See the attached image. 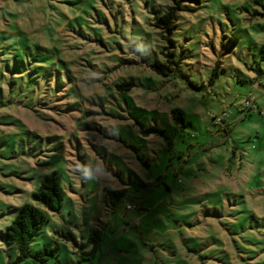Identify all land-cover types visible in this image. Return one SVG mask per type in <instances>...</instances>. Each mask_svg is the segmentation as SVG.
<instances>
[{
	"label": "rangeland",
	"instance_id": "rangeland-1",
	"mask_svg": "<svg viewBox=\"0 0 264 264\" xmlns=\"http://www.w3.org/2000/svg\"><path fill=\"white\" fill-rule=\"evenodd\" d=\"M263 45L264 0H0V264H264ZM53 173L18 261L1 235Z\"/></svg>",
	"mask_w": 264,
	"mask_h": 264
},
{
	"label": "trees",
	"instance_id": "trees-1",
	"mask_svg": "<svg viewBox=\"0 0 264 264\" xmlns=\"http://www.w3.org/2000/svg\"><path fill=\"white\" fill-rule=\"evenodd\" d=\"M193 2L200 3L201 0H191ZM175 9H171L163 17L155 21V27L159 29L163 34L170 35L173 30V23L175 21ZM238 39L234 38L233 43H237ZM172 44V43H171ZM262 58L264 59V45L261 47ZM152 68L158 74L167 76L171 73L170 67H167L160 63H155ZM133 87L132 83H123L116 85L118 91H129ZM179 120L185 122L183 117H179ZM161 130L158 128H150L143 132L145 136L152 134L160 135ZM124 191H114L109 187L104 188V197L110 202L111 207L115 208L124 201ZM33 200L41 205L43 209L38 208L32 204H24L16 213L11 224L7 228L6 232L1 235L2 240H8L13 242L18 252V261L24 260L29 251L30 244L48 223V217L44 210L50 212H59L62 208L65 194L62 185L58 179L56 173L45 177L37 190L32 194ZM102 239V232L94 230L92 237L89 239L94 248L93 251L98 249V245Z\"/></svg>",
	"mask_w": 264,
	"mask_h": 264
},
{
	"label": "built area",
	"instance_id": "built-area-1",
	"mask_svg": "<svg viewBox=\"0 0 264 264\" xmlns=\"http://www.w3.org/2000/svg\"><path fill=\"white\" fill-rule=\"evenodd\" d=\"M243 109L246 110V111H253L255 109V106L249 104V103H245V105L243 106ZM126 208L128 210H131L132 207L130 205H127Z\"/></svg>",
	"mask_w": 264,
	"mask_h": 264
}]
</instances>
